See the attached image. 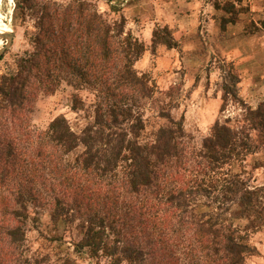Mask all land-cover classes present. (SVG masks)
Masks as SVG:
<instances>
[{"label": "trees", "instance_id": "trees-1", "mask_svg": "<svg viewBox=\"0 0 264 264\" xmlns=\"http://www.w3.org/2000/svg\"><path fill=\"white\" fill-rule=\"evenodd\" d=\"M17 7L34 29L26 27L28 47L0 76V264H78L28 247L40 209L55 227L80 220L81 236L71 242L80 258L248 264L258 251L251 234L264 226V183L251 185L235 166L245 167L264 143V99L234 121L216 120L201 145L171 108L161 107L164 122L149 129L145 107L158 91L137 68L148 45L126 30L125 17L109 20L94 0H17ZM158 46H179L168 26L153 30ZM63 83L96 92L94 120L79 132L64 116L35 128L39 97ZM244 218L243 229L236 220Z\"/></svg>", "mask_w": 264, "mask_h": 264}, {"label": "rangeland", "instance_id": "rangeland-1", "mask_svg": "<svg viewBox=\"0 0 264 264\" xmlns=\"http://www.w3.org/2000/svg\"><path fill=\"white\" fill-rule=\"evenodd\" d=\"M94 1L109 20L125 17L126 30L148 45L137 68L149 73L158 91L155 101L145 107L149 129L164 122L157 118L161 107L171 108L176 118L184 117L188 134L201 145L216 120L234 121L242 117L245 106L255 108L264 99V0ZM18 11L17 0H0V31L8 30L3 32L12 38H0V76L15 66V55L28 47L26 27L34 29L31 20L22 24ZM156 26H168L179 46L153 49ZM224 86L234 89L240 100L233 92L226 93ZM95 93L63 83L56 93L39 97L31 115L33 126L45 130L54 118L64 116L79 132L94 120ZM235 169L246 171L243 177L251 185L263 184L264 143L248 157L245 167L236 164ZM40 212L41 226L30 225L27 232V245L33 252L49 253L53 260L68 254L78 264H111L106 257L80 258L74 252L71 242L81 236L80 220L55 227L49 211ZM236 222L243 229L249 223L245 218ZM57 235H64L63 241L50 243L48 237ZM251 243L258 251L248 264H264V226L252 232Z\"/></svg>", "mask_w": 264, "mask_h": 264}, {"label": "water", "instance_id": "water-1", "mask_svg": "<svg viewBox=\"0 0 264 264\" xmlns=\"http://www.w3.org/2000/svg\"><path fill=\"white\" fill-rule=\"evenodd\" d=\"M2 37H8V39H10V41H11V36L9 35V34H7V33H5V32H3V31H0V38H2ZM1 53V52H0Z\"/></svg>", "mask_w": 264, "mask_h": 264}, {"label": "bare ground", "instance_id": "bare-ground-1", "mask_svg": "<svg viewBox=\"0 0 264 264\" xmlns=\"http://www.w3.org/2000/svg\"><path fill=\"white\" fill-rule=\"evenodd\" d=\"M3 31H8V30L4 29Z\"/></svg>", "mask_w": 264, "mask_h": 264}, {"label": "crops", "instance_id": "crops-1", "mask_svg": "<svg viewBox=\"0 0 264 264\" xmlns=\"http://www.w3.org/2000/svg\"><path fill=\"white\" fill-rule=\"evenodd\" d=\"M228 54L231 53V51L227 52Z\"/></svg>", "mask_w": 264, "mask_h": 264}]
</instances>
